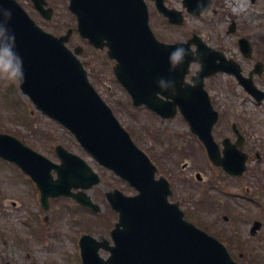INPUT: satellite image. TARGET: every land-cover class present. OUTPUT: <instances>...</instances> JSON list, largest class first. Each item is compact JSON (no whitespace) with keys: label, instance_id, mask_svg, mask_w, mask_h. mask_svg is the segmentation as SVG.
<instances>
[{"label":"water","instance_id":"obj_1","mask_svg":"<svg viewBox=\"0 0 264 264\" xmlns=\"http://www.w3.org/2000/svg\"><path fill=\"white\" fill-rule=\"evenodd\" d=\"M195 2L185 0L184 3L190 7ZM70 8L79 15V31L83 37L97 47L103 46L104 40L108 42L110 57L119 62L117 76L132 95L134 104H145L156 112L162 110L165 103L158 93L164 94L165 88L158 85L159 78H163L165 87L169 77L181 86L188 67L196 61L190 51L185 62L170 71L169 52L178 45L190 49L189 44L167 45L157 41L149 27L144 0H72ZM9 9L13 13L11 20L7 16ZM163 11L171 22L183 23L180 12ZM0 23L8 24L10 32L14 33V40L0 36V44L14 46L22 58L24 92L40 110L68 128L101 165L139 191L134 197H127L118 190L108 194L120 215L112 231L115 246L84 236L81 242L84 264H236L220 242L188 223L178 204L169 203L168 182L164 178L156 180V167L135 146L111 109L89 84L82 64L65 48V39L41 31L14 0H0ZM201 52L202 48L198 55L203 61ZM200 89L202 91V82ZM190 92L180 88V96L172 98L181 106L185 118L198 126L195 132L214 158L218 157L217 146L212 142L213 123L200 124L188 112L189 100L185 95ZM173 114L164 111L163 116ZM58 150L63 161L61 166L16 139L0 135V156L18 163L34 176L45 206L49 197L69 196L97 210L90 198L82 192L74 194L72 189L88 190L100 183L99 177L81 158L61 147ZM52 169L58 173L56 181L51 176ZM102 248L111 253L108 260L101 257Z\"/></svg>","mask_w":264,"mask_h":264},{"label":"rangeland","instance_id":"obj_2","mask_svg":"<svg viewBox=\"0 0 264 264\" xmlns=\"http://www.w3.org/2000/svg\"><path fill=\"white\" fill-rule=\"evenodd\" d=\"M18 1L27 6L26 2L30 0ZM47 1L55 11L50 30L27 7L46 30L54 34L65 33L74 25L68 11L69 0ZM166 1L171 7L183 10L182 0ZM219 1L217 14L187 15L181 27L169 25L153 7L151 26L165 43L187 41L197 33L208 46L223 51L227 57L240 63L247 73L260 60L258 52L264 48V0ZM239 1L245 3L246 10L235 13L233 7ZM233 24L236 25L235 31L230 32ZM239 37H247L254 44L252 59L242 58L237 46ZM72 42L73 47L81 45L84 48L82 60L94 87L132 134L134 142L157 166L158 176L169 181L173 191L171 202L179 201L187 219L219 239L238 264H264V229L258 238H252L247 222L260 215L246 213L236 200L226 198L220 169L204 162L198 154L191 157L181 154L180 150L186 147V137L189 138L187 124L180 117L161 122L145 107H134L130 96L115 80L114 64L106 53L94 50L75 37ZM197 69L195 66L194 70ZM227 82L229 87H237L235 80L227 75L214 83L216 92H220L221 83L225 86ZM256 83L263 85L264 75L256 78ZM16 87L19 88V83L0 73V132L18 137L56 163L60 162L56 155L57 145H63L86 160L102 178V184L89 192L100 212L88 211L67 198L51 200L50 208L45 212L41 208L40 193L34 191L14 165L0 159V264H82L81 236L91 234L98 239L111 240L110 232L118 221V214L112 210L106 194L114 189L126 195H135L136 191L94 161L67 130L36 110L29 98ZM246 108L257 111L250 102ZM258 109L264 110V106ZM198 173L203 178L201 182L196 178ZM229 192H237V188L231 185ZM240 213L247 215L241 216ZM225 215L230 217V222H225ZM102 254L104 257L108 255L106 252Z\"/></svg>","mask_w":264,"mask_h":264},{"label":"flooded vegetation","instance_id":"obj_3","mask_svg":"<svg viewBox=\"0 0 264 264\" xmlns=\"http://www.w3.org/2000/svg\"><path fill=\"white\" fill-rule=\"evenodd\" d=\"M250 74L251 71L244 76ZM256 85L264 92V84L256 83ZM211 88L212 85L208 79L206 89L211 90ZM240 88L238 92L229 91L228 94L220 91L223 94L222 97L219 94L211 96L213 107L218 112V122L213 129V137L219 146L222 158H226L228 154L237 156V150L246 156V168L241 176H231L223 168H220L225 182L223 188L229 192L230 186L234 185L237 192L231 193L235 195L236 199H240V206L244 212L260 215V217L251 218V220L249 218L248 225L258 220L264 224V112L248 110L246 108L248 93L244 87ZM262 103H264V99ZM194 106L196 108L204 107L201 103ZM199 144V140L190 135L187 145L197 150L196 146ZM246 213L239 215L246 217ZM261 233L259 232L258 235Z\"/></svg>","mask_w":264,"mask_h":264},{"label":"clouds","instance_id":"obj_4","mask_svg":"<svg viewBox=\"0 0 264 264\" xmlns=\"http://www.w3.org/2000/svg\"><path fill=\"white\" fill-rule=\"evenodd\" d=\"M12 15V11L10 9L7 10V16L10 20ZM0 36L14 40V33L10 32L8 24L0 23ZM189 52L190 49L183 45H178L171 49L168 56L170 71L182 65L188 57ZM0 73L4 74L9 80L17 83L23 80V61L12 45L6 44L4 47L0 48ZM158 85L162 89L165 88L163 78H159ZM175 85V79L169 77L167 87L174 90Z\"/></svg>","mask_w":264,"mask_h":264},{"label":"bare ground","instance_id":"obj_5","mask_svg":"<svg viewBox=\"0 0 264 264\" xmlns=\"http://www.w3.org/2000/svg\"><path fill=\"white\" fill-rule=\"evenodd\" d=\"M245 3H243V2H237L235 5H234V11L236 12V13H239V12H242V11H244V10H246L245 8V5H244ZM169 189H170V186H169ZM171 190V189H170Z\"/></svg>","mask_w":264,"mask_h":264}]
</instances>
